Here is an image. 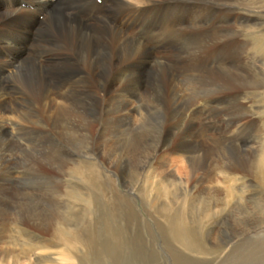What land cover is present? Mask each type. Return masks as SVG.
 Returning <instances> with one entry per match:
<instances>
[{
  "label": "bare ground",
  "instance_id": "bare-ground-1",
  "mask_svg": "<svg viewBox=\"0 0 264 264\" xmlns=\"http://www.w3.org/2000/svg\"><path fill=\"white\" fill-rule=\"evenodd\" d=\"M66 8H72L73 12ZM193 18L196 23L192 28L205 24L209 27L208 21L201 20V14ZM193 36L196 40L187 43L182 56L189 74L196 76L197 89H208L213 79L227 86L245 85L238 82L243 75L237 61L224 65L226 74L221 75L201 67L205 58L200 53L211 42L210 35L197 38L194 32ZM249 66L263 69L257 62ZM181 78V0H103L101 4L96 0H0V250L3 257L11 255L8 245L12 244L19 246L31 264H155L153 253L145 254L136 248L135 238H124L118 232L121 229H115V212L123 211L130 217L131 205L126 206V201L109 205L114 200L112 195L104 192L103 181L88 173L89 170L82 177L87 186H92L94 196L90 203L88 197L76 193L87 205L74 210L69 217L76 228L70 235L66 233L68 223L63 219H68L64 211L71 206L69 201L63 203L58 199L62 192L50 187L44 197L50 200L48 206L53 209L48 206L45 209L31 197V201L28 197L20 201L16 186L9 180L12 179L9 166L14 164L62 174L67 167L76 166L84 159L104 157L110 164L116 163L123 176L122 183L131 192L138 189L131 175L137 176V165L128 174L121 161L143 160L153 151L160 155L157 164L149 160L151 157L138 164L140 170H149L154 177L147 185L150 194H144L146 204L152 207L149 210L160 214L162 208H171L160 214L163 218L160 224L164 243L173 249L170 253H175L173 264H264V238L249 236L252 226L240 246L234 247L229 237L217 239L210 234L204 238L191 225L206 223L215 229L216 222L229 218L235 203V206L241 205L234 189L213 190L210 185L215 178H207L209 173L214 174L219 168L230 169L234 174L249 172L264 187V158L263 161L258 157L257 161L247 160L253 168L250 171L247 163L245 168L223 152L220 142L212 145L202 142L201 136L192 130L196 105L192 109L190 105H181ZM167 95L171 97V107L165 118L170 117L169 122L181 138L178 156L172 158L161 154L169 140L155 143L147 134L140 133L147 125L146 120L153 119L149 124L153 127L155 115L160 113H152L153 106L148 99L163 103ZM192 96L198 97L196 93ZM132 109L139 115L134 122L130 119ZM186 132H191L195 141L187 140ZM218 154L221 157L217 162L214 155ZM204 156L212 157L215 163ZM174 158L181 159L176 174L169 165V160L173 163ZM185 160L188 166L182 164ZM183 173L187 181L179 177ZM203 176L207 181H203ZM235 177L233 182L241 180ZM197 178H200L198 183L189 189L187 184ZM199 184L204 186L197 187ZM196 188L197 192H193ZM181 189H184L182 193ZM260 198L256 197L255 201ZM13 204H20L22 214V219L13 220L16 224L24 222L23 216L32 220L35 234L23 244L22 240L15 244L7 240ZM172 204L177 207L172 208ZM183 208H188V212L182 211ZM263 208L264 205L255 206L259 211L257 216ZM87 209L93 210V215L90 214L93 219L83 216ZM252 213L248 215L249 220ZM57 222L66 225L63 232L47 237ZM59 246L66 254L57 253L62 259L56 260L52 257Z\"/></svg>",
  "mask_w": 264,
  "mask_h": 264
},
{
  "label": "rangeland",
  "instance_id": "rangeland-1",
  "mask_svg": "<svg viewBox=\"0 0 264 264\" xmlns=\"http://www.w3.org/2000/svg\"><path fill=\"white\" fill-rule=\"evenodd\" d=\"M188 8L191 9L188 10ZM66 9L70 13L73 12L72 8ZM196 14H201L203 16L201 20H203L205 23L208 21L209 27H206V24L203 22L205 26H202L201 28H192L191 26L196 23L194 21L195 19L193 18V16ZM43 31H45V28H43ZM194 32L197 38H200L206 34L210 35L211 39V42L205 45L202 49V52L200 53V57L203 59L205 58V62L201 65V67H205V70H211L217 75H221L226 74L223 68L224 65H231L232 62L237 61L239 70L243 75V77H241L238 82L245 83V85H239V83H230L231 85L227 86L224 85L225 83L221 80L213 79L212 84H209L208 89H197L195 87L197 85L195 84L194 80L196 76L193 77L191 74H189L187 68L185 67L186 59L182 56L185 53L187 43L191 41L194 42L196 40V37L193 36ZM40 38L42 40L43 37L39 36V39ZM28 41L29 40H27L24 45H27ZM36 60L39 62L40 59L37 58ZM252 62H257V64L263 69L255 70L251 68L249 64ZM11 71H13V69ZM235 73L236 72H234V74ZM181 77L182 86L179 88L181 89V105H190V109H192L195 105L197 107V109L193 111L197 118L193 120L194 125L192 126V130L195 132V135L201 136L200 139L202 142H206L205 144L212 145L213 143L219 144L220 142L223 152L226 151L228 155H231L232 160H238L239 164H243L245 168L247 166V169H250L251 171L253 168L249 165V161L247 162V160H256V157L260 158L261 160L264 158V0H181ZM193 93L198 95L196 99L193 98ZM168 96L169 95L165 97L166 100L163 103L155 102V98L148 99V101H150L152 104L151 107L153 106L152 113L157 111H160V113L155 115L156 122L154 126L151 127L149 125L151 122H153V119L146 120L147 125H145V127L142 129V132L140 133L147 134L149 138L155 143L162 141L163 139L169 140L170 143L166 145L165 151H163L161 154H163L166 158H172L178 156L177 150H180L181 148V138L179 134L174 131L173 125L169 122L170 117L167 116V118H165V113H169L171 107V97ZM133 111L134 109H132V113L130 115L132 122L135 121V118L139 117L138 113ZM182 124L183 122L181 125ZM9 126L10 123H8V127ZM173 135L174 137L171 140ZM185 137L187 140L195 141V137L191 134V132H186ZM12 139H14V135L12 136ZM58 142L60 144V140H58ZM200 154L201 156L204 155L202 152ZM159 156L160 155H157L151 151L149 155H145L143 158L146 159L147 157H151L149 160L152 161L153 164H157V158ZM220 157L221 156L219 154L217 157L214 155V158L217 162ZM204 158L208 161L213 159L210 156H208V158L204 156ZM87 159H84L85 161L83 162L77 163L78 165L76 166L67 167L65 172L62 174H58L54 170L50 169H45L43 171L31 170V167L27 165V162V166L24 167L18 166L17 164L10 165L9 172L12 176V179L9 180L13 182L12 184L14 187L16 186L15 188L20 194V201H22L25 197H28L29 201L34 198L38 200L41 206L45 209L50 204V200H47L46 197H44L46 196L47 190L50 187L53 188L54 186L57 188V190L62 192L63 194L58 199L63 203L64 201H69L71 206V208H67L66 211H64V216H66L68 219H63L66 223H68V230L66 233L70 235L75 232L76 228L71 225L72 219H69V217H71V214L74 212V210H78L82 205H87L86 202H83L79 199L80 197H78L76 193H82L83 196L89 198V201L93 198L92 196H94V193L91 190L92 186H87L86 182H84L85 180L83 181L82 177L85 171L89 170L88 173L92 174V176L95 175L97 179L99 178L100 181H103V186L105 188L104 192L106 194L112 195V199L114 200H111V203H108L109 205L116 206L117 204H123L126 201L128 202L126 203V206H129L130 204L133 209L130 211V217L125 215L123 211L119 213L115 212L114 219L117 220H115L114 223L116 222L117 226L115 224L112 226H116V230L121 229L118 230V232L124 235V238H135V244L138 243L136 248H141L140 250H144V252H146L145 254L153 253V263L173 264V257L175 253H170L173 252V249L170 248V246L168 247L169 244L164 243V239H162V237H165V235L160 224V221H162L161 219H163L160 214H164L162 213L163 211L165 212L168 209L171 210V208H162V212L160 214L158 212L155 213L154 211L149 210L150 206L146 204L144 194H150V189L148 186L154 180V177L152 172L150 173L149 170L142 171L139 169L140 165L138 162L145 161V159H138L139 161L123 159V161H121L128 174L134 170V166L137 165V167H135L138 169V171L136 170L138 173L137 176L132 172L131 175L133 176V182L135 179L134 183L137 185L138 189L136 188V190L131 192L126 190V184L124 185L122 183L123 176L121 171L117 168L116 163L112 162L110 164L104 160V157H98L97 159ZM215 159L212 161L213 164L215 163ZM172 161L173 163H171L169 160V165L170 167H173L171 169L176 174L181 166V159L174 158ZM182 164L184 166H188V160L183 161ZM218 164H220V162ZM22 165H24V162ZM252 166H254V164H252ZM28 168L30 170H28ZM71 169L72 171L69 172ZM75 170L77 171L76 173ZM141 172L142 174L139 175ZM213 176L215 180L213 185H210V187H212L213 190L219 188L234 189L236 195L238 196L237 198L241 199V205L235 206L236 203L233 202L232 205L234 203L235 204L233 208L230 209L228 215L229 218L216 222L215 229V226L210 227L206 223H191L192 227L198 228L199 231L203 233L202 236L204 238H208L210 234L214 237H217V239H220L221 237H229L232 239L234 247L240 246V241L245 239V236L249 234L248 229L251 226L252 230L249 236H252L253 238H264V208L262 209L261 214L258 216L257 212L259 211H256L255 209L256 205L259 207L264 205V187L262 184L258 183L253 174L249 172L244 174H234L230 169L226 170L219 168L215 170L214 174L212 172L209 173V177L207 178H212ZM233 176H236L235 178L241 180H238V182H233ZM179 177H182L185 181H187L184 173L179 175ZM139 179L140 182H138ZM199 179L200 178H197L195 182H189L187 184L189 189L194 188V185L198 183ZM204 180L205 177L203 176V181ZM144 185H146V188ZM201 186H204V184H199L197 187ZM258 190L261 191L262 195ZM114 191L115 193L113 194ZM183 191L184 189H181V193ZM125 192H127V195ZM193 192H197V188L194 189ZM252 192L255 193L253 194ZM36 194L37 196H35ZM256 197L262 198L255 201ZM249 204L251 207H253V210L251 207H248ZM175 205L176 204H172V208L177 207ZM50 207L51 206H48L49 209H53ZM151 208L152 207H150V209ZM187 209L185 208L182 211L187 213ZM39 211L43 210L40 209ZM10 212L11 224L9 225V229L11 232L9 231L7 233V237H9L6 239L13 241V244L20 243L22 240L21 244H23L35 234L33 228L31 227L32 220H28L27 217L25 218V216H23V221L25 223L19 222L16 224L15 221H13L14 219L17 221L22 219L20 204H13ZM92 212V209H87L83 216L88 219L90 217L93 219V217L90 215ZM251 213L253 215L252 220H249L248 215ZM249 221L251 223H249ZM65 227L66 225L57 222L54 230L48 234L47 237L53 238V234L58 236V233H60V231H62V229ZM55 242L59 243L58 240H55ZM142 243H145L146 245H141ZM8 248H10L12 253L10 252L11 255H7L5 257H3V253L0 250V264H31L30 260H28V258H26L24 254L21 253L19 246L16 245L14 247L12 244H10L8 245ZM56 248L58 250H56ZM56 248L54 254L50 253L51 256L54 255L52 258H61L57 253L62 254V252H64L66 254V251L62 250V247L59 246ZM123 250H125L124 247ZM55 255H57V257ZM15 256H17V259ZM62 257L65 256L62 255ZM61 259L55 263H59ZM40 264L44 263L40 262ZM214 264H216V262Z\"/></svg>",
  "mask_w": 264,
  "mask_h": 264
}]
</instances>
